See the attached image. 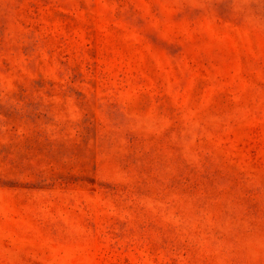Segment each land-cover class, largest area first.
<instances>
[{
	"label": "rangeland",
	"instance_id": "obj_1",
	"mask_svg": "<svg viewBox=\"0 0 264 264\" xmlns=\"http://www.w3.org/2000/svg\"><path fill=\"white\" fill-rule=\"evenodd\" d=\"M0 264H264V0H0Z\"/></svg>",
	"mask_w": 264,
	"mask_h": 264
}]
</instances>
